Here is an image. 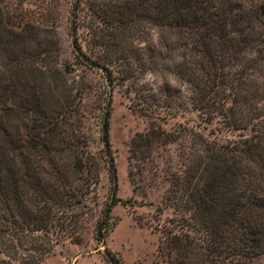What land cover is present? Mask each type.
I'll list each match as a JSON object with an SVG mask.
<instances>
[{
    "label": "trees",
    "instance_id": "obj_1",
    "mask_svg": "<svg viewBox=\"0 0 264 264\" xmlns=\"http://www.w3.org/2000/svg\"><path fill=\"white\" fill-rule=\"evenodd\" d=\"M133 2L130 17L147 20L158 32L163 52L153 54L172 59L174 50L180 52L167 68L179 86L166 80L164 107L184 112L190 107L200 117L198 133L192 130L198 163L180 188L183 198L166 201L194 233L175 236L177 256L182 264H249L264 254V0ZM7 17L0 3V264H20V248L27 237L34 239L28 233L50 227L55 203L65 199L73 170L66 158L72 159L68 152L78 139L65 128L74 111L73 86L67 94H54L62 65L43 54L44 62L30 66V57L46 50L39 42V52L30 54L31 25L20 28ZM69 35L77 36L78 28ZM101 40L97 35L92 46L103 47ZM73 47L83 65L99 69L97 58ZM28 66L34 69L26 71ZM153 107L149 110L159 111ZM109 116L107 109L102 126L107 149ZM219 125L227 132L224 142L209 135ZM232 136L238 139L228 140ZM74 157L73 167L83 171V159ZM116 179L112 168L115 185ZM118 201L114 197L112 203ZM104 213L110 215L111 207ZM103 228L100 223L98 239ZM35 250L45 254L47 248Z\"/></svg>",
    "mask_w": 264,
    "mask_h": 264
},
{
    "label": "rangeland",
    "instance_id": "obj_2",
    "mask_svg": "<svg viewBox=\"0 0 264 264\" xmlns=\"http://www.w3.org/2000/svg\"><path fill=\"white\" fill-rule=\"evenodd\" d=\"M0 3L8 22L20 24V28L31 25L27 40L30 54L39 52V42L46 50L30 57V66L37 65L36 60L44 62L43 54L49 62L62 65L54 94H67V88L73 86L70 106L74 111L65 119V128L78 139L71 142L74 145L68 153L72 159L66 158L73 170L65 199L53 204L50 227L32 233L25 229L34 239L27 237L29 241L20 248V264H113L112 260L115 264H182L174 238L194 233L183 213L169 208L166 201H170L168 197L183 198L180 188L198 163L195 133L200 117L190 107L185 112L164 107L166 80L179 86L167 69L179 60V50H174L172 59L156 54L163 52L158 32L147 20L130 17L128 7H135L133 0ZM72 27L78 28V37L69 35ZM97 35L102 37L103 47L92 46ZM73 45L97 58L99 69L83 65L77 56L83 55L74 51ZM154 50L158 52L153 54ZM29 69L34 68L28 66L26 71ZM151 105L159 111L153 113ZM107 109L109 149L102 129ZM217 129L210 132L211 140L219 136L224 142L227 132L222 125ZM237 139L232 136L228 140ZM75 154L83 159V171L73 167ZM114 197L119 200L116 204L112 203ZM108 207L110 215L104 213ZM100 223L103 237L98 239ZM38 247L47 248L46 253L36 252ZM249 264H264V254Z\"/></svg>",
    "mask_w": 264,
    "mask_h": 264
}]
</instances>
